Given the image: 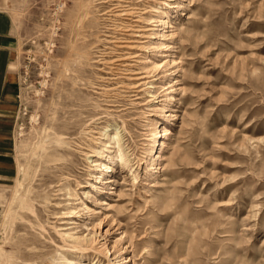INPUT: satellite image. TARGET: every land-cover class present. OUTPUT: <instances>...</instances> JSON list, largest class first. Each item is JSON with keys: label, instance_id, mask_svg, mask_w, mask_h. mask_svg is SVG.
<instances>
[{"label": "rangeland", "instance_id": "rangeland-1", "mask_svg": "<svg viewBox=\"0 0 264 264\" xmlns=\"http://www.w3.org/2000/svg\"><path fill=\"white\" fill-rule=\"evenodd\" d=\"M5 1L19 89L0 153V264L24 256L31 237L49 256L36 264L58 253L84 264H264V0ZM155 8L173 27L149 21ZM114 129L126 165L99 142ZM150 152L176 165L155 170ZM69 153L61 174L54 159ZM67 231L93 241L74 246Z\"/></svg>", "mask_w": 264, "mask_h": 264}, {"label": "bare ground", "instance_id": "bare-ground-1", "mask_svg": "<svg viewBox=\"0 0 264 264\" xmlns=\"http://www.w3.org/2000/svg\"><path fill=\"white\" fill-rule=\"evenodd\" d=\"M170 6H171V8H175L176 7L175 5H172V4H170ZM120 11L121 12L116 13V16H123V15L131 14L129 11H125V10H120ZM154 13L156 14V16L154 18H148L150 22L159 23V26L163 25L162 28H171V27H173V26H171V22L169 21L170 20L169 19L170 18V15H169L170 12L166 13V12H164L162 10H159V8H155L154 9ZM168 36H169L168 31H164L163 30V31H161V33L158 34V40H167V39H169ZM141 37H142V35H141ZM134 41H137V39H134ZM135 43H140V42H135ZM160 46L168 48V45H165L163 43H160ZM130 47L137 48L138 45L137 44L133 45V46L131 45ZM133 54H134V52H130V55H132L131 58L137 56L136 54H134V55ZM154 64L157 65L156 68L159 69V67L161 66L162 63L158 64V63L154 62ZM147 83L148 82H146V81H141L140 82V84H143V85H145ZM172 99H173V97L169 98V100H172ZM161 131L162 132L159 134V138H160L159 139V146H160V148H163V147L166 146V140L169 138L170 130L168 129V126L164 125L163 129ZM117 134H118V130L117 129L108 130V131H106L105 133L102 134L103 136H105V139H101L99 142L103 143L105 145H109L108 148H110V150H112L111 152L109 150L110 154L105 155V157L108 160L113 161L115 159H119L121 165H126L127 164V160L125 158V154L123 152L122 146H121V144L119 142V139L115 137ZM154 141H157V140L155 139ZM64 152H65V150H64ZM96 154L98 156H102L103 157V152L102 151H97ZM151 154H152L151 152L148 154L150 156V159L145 161V163L149 167H152L154 165L153 162H155L156 160L168 161V163L171 166H175L176 165V163L174 161H172V157L171 156H173V154L170 157H168V158H166L163 154H159L157 152L155 153V155L154 154L151 155ZM73 155L74 154H70V153L68 155H65L64 157H62L60 155L61 157L54 159L55 162H54L52 167L53 168L60 167L61 174H63L66 171H69L70 170L71 158L73 157ZM164 158H166V159H164ZM94 166L96 167L97 171L101 170V168H105V169H107V171L108 170L112 171V168H113L111 165H107L106 163L99 162L97 160H95ZM153 168H155V170L158 169L157 166L156 167L153 166ZM164 170H165V173L167 175L168 174L171 175V174H175L176 173L175 168L166 167ZM156 174H157V171L149 173L148 176L151 177V176H155ZM97 179H100V177H97ZM162 179L164 180L165 178H162ZM112 181H113L112 180V176H109V177H105L103 180L100 179L99 183L106 185L107 183H111ZM91 187L92 188H96V189H99V188L103 189V187H96V185H94V184H91ZM84 193H85V195L89 194V192H87V191L84 192ZM116 195H119V192ZM152 196H154V195H152ZM156 198H158V201H160V200H163L164 197L160 196V197H156ZM46 202H47V198L45 196L42 197L41 203H42L43 206H44V204ZM99 203L100 204H104L105 202L102 201V202H99ZM21 204H22V202H21ZM106 204L109 205L108 203H106ZM19 206H21L20 203H19ZM156 207H157V204L154 202L152 204V206L146 207V211L147 212H151ZM64 236H66L68 238L69 242H73L72 245H74V246H83V245H85L87 243V241H93V240H90V239H87V238H84V237H80V236L73 237V234L72 233H68V231L64 233ZM26 240H27V243L25 244V247L29 248L28 252L24 256L20 255L19 257H16V260L14 262H12L11 264H26V263L36 264L37 260H40V263H43L44 260H47L49 258L47 253L41 250V246L43 245V242H42L41 239H39L38 237H31V238H28ZM50 259L52 260L53 264H84L80 257H78V256H67V255H64L62 253H58V254H56V256H54V257H52Z\"/></svg>", "mask_w": 264, "mask_h": 264}, {"label": "crops", "instance_id": "crops-1", "mask_svg": "<svg viewBox=\"0 0 264 264\" xmlns=\"http://www.w3.org/2000/svg\"><path fill=\"white\" fill-rule=\"evenodd\" d=\"M0 0V153L5 149L18 94V41L10 14ZM1 157V156H0Z\"/></svg>", "mask_w": 264, "mask_h": 264}]
</instances>
